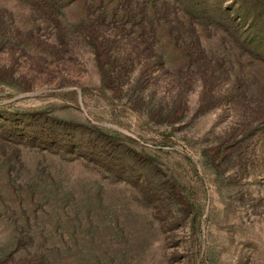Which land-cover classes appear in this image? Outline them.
Instances as JSON below:
<instances>
[{"label": "rangeland", "instance_id": "obj_1", "mask_svg": "<svg viewBox=\"0 0 264 264\" xmlns=\"http://www.w3.org/2000/svg\"><path fill=\"white\" fill-rule=\"evenodd\" d=\"M158 1L0 0V264H264L254 4L207 0L231 25L184 66Z\"/></svg>", "mask_w": 264, "mask_h": 264}, {"label": "trees", "instance_id": "obj_2", "mask_svg": "<svg viewBox=\"0 0 264 264\" xmlns=\"http://www.w3.org/2000/svg\"><path fill=\"white\" fill-rule=\"evenodd\" d=\"M123 1L127 4L129 0ZM206 1L207 0H160L157 3L152 4V7L154 9L158 8L159 12H153V19L150 22L152 26L151 28L147 26L145 27L144 23L142 24L144 25V33L142 34V36H146V33L144 31L146 30L147 32L152 34L154 38H156V40L158 41L157 52L159 53V55L162 56L168 47H173V49L176 50L181 56V60L185 64L184 66L193 64L199 66L204 58L203 50L200 49L201 38L203 39L208 37L214 30L219 31V26L221 24L225 26L231 25L230 20L223 21L219 17L222 12L220 8L212 9L208 6L209 3ZM249 1H252L254 5H251V7L249 8H246L245 6L240 7V9L242 8L243 10L241 11V14H239L238 18H244L245 20H249L248 17L251 16L255 18V22L251 25L250 28L252 30V38H250V40L251 43L255 41L253 49L254 51H257L259 49V46H263L264 42V37H262L264 35V30L262 29L263 26H259L260 20L264 18V11H257V8L255 6L260 4L261 7H264V0ZM249 1L243 0L244 3ZM119 4H121V0H119ZM124 10V12H126V9ZM133 13L129 11L127 13V17H134L135 15L137 16V13H135V15ZM160 14L167 16L169 14H172L170 23H165L164 19L159 17ZM238 31L239 28L237 27V30L234 29V31H232V34L238 35ZM161 39H166L168 44L165 45L161 43ZM177 44H179L178 47L176 46ZM251 61L262 64L264 62V59L259 60L257 58H253L251 59ZM208 66L209 65H207L205 68H207ZM206 71H208V73L211 75L210 77L214 79L215 74L219 72V68H215V66H212L210 68L208 67ZM235 83L236 89L239 90V88H241L242 90L243 87L246 86V84L251 83V80L248 81V79L246 80L244 76L238 75L236 77ZM247 90L248 88H246V91ZM240 94L242 96L239 97V99L241 100V102L246 101L245 108L247 109V114H249L250 118L255 117V120H257L259 119V117H264V102L250 100L248 96H253L248 95V93H246L245 95L244 92ZM261 98H264V96ZM252 126V123H250L249 128H251ZM259 132L260 131L258 130V128L251 129L250 136H255V134H258ZM233 149H235L234 153H236V151L238 150V148L236 147H232V150ZM220 160L221 162H223L224 160H226V157L221 155ZM165 201L166 199L158 202L163 204Z\"/></svg>", "mask_w": 264, "mask_h": 264}]
</instances>
